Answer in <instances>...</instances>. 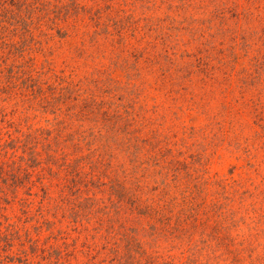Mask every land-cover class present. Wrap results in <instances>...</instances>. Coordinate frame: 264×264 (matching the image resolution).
<instances>
[{
    "label": "rangeland",
    "instance_id": "rangeland-1",
    "mask_svg": "<svg viewBox=\"0 0 264 264\" xmlns=\"http://www.w3.org/2000/svg\"><path fill=\"white\" fill-rule=\"evenodd\" d=\"M18 137L80 174L62 208L46 179L0 201V264H264V0H0Z\"/></svg>",
    "mask_w": 264,
    "mask_h": 264
},
{
    "label": "trees",
    "instance_id": "trees-1",
    "mask_svg": "<svg viewBox=\"0 0 264 264\" xmlns=\"http://www.w3.org/2000/svg\"><path fill=\"white\" fill-rule=\"evenodd\" d=\"M57 137H52V140L50 142H47V146H45L46 151V158L42 157V152L35 149V147L32 145L34 140L31 143V146H28V142H23L21 137L19 138H13L10 141H3L2 138H0V201L2 202H10L13 197V194L15 191L21 188H27V193L31 195L30 192L35 182L43 181L44 179L47 180V183L49 184V190H47L45 187L42 188L43 190V201L46 204H49L50 206L58 208L64 207L68 202H71L72 198V185H75V179L77 176H79L80 171L77 170L73 172L72 169H69V166H71L69 163H67V160L65 157L60 159L58 156V149L60 145L59 141H55ZM10 149H14L15 151L18 149H22L23 155L19 156L20 158L17 160L13 158L15 156V152L10 153ZM27 154V156H25ZM26 159L28 162L31 163L32 167L37 171V179L33 180L31 175V170L22 168L21 160ZM29 167V166H28ZM66 171V173H64ZM24 176H23V175ZM34 174V173H33ZM69 175V176H68ZM73 176L72 179L69 177ZM161 185H163V182H161ZM164 188H169L167 182H164ZM194 190L189 191V195L193 193ZM116 192V196L118 197V200H112L110 202L111 205L110 208H114L115 210L120 206V203L123 201V199H119L123 196L122 189L121 188H114V193ZM58 193V195H57ZM136 200L139 201V198L135 196ZM171 203L174 202V200L170 201ZM79 206V207H78ZM72 207L73 213L76 216L81 215V209L80 205ZM108 206L105 205L102 207L100 220L103 223H107L111 220V218H107L109 214H111V210L108 209ZM142 209H139L140 213H144L149 215L151 214H161L159 213L153 202L150 204L142 206L140 204ZM167 206L169 208V204L167 203ZM88 210V213H90L87 216H93L96 214V209L94 208H88L87 206H83ZM78 208L77 210H75ZM82 208V209H84ZM109 211H106V210ZM168 211H171L168 209ZM71 214V215H72ZM112 215V214H111ZM167 214L163 213L162 216L166 217ZM159 221H167V218H160ZM46 223V222H45ZM50 223V222H49ZM89 223V221H88ZM37 228V227H36ZM87 226H83V231L87 230ZM94 229L98 230L102 229V227H94ZM37 235H40L38 233ZM95 237V236H94ZM0 240L4 241L3 247L0 248L3 252H12V249L14 247V243L9 239V235L4 234L2 232V228H0ZM29 241L32 242L33 246H37V241L33 240L29 237ZM117 251V250H114ZM0 252V256H1ZM96 258V257H95ZM3 260V258H2ZM10 260H15L10 259ZM21 262V261H20ZM25 262V261H24ZM25 264H28L25 262ZM86 264V263H85ZM97 264V263H95Z\"/></svg>",
    "mask_w": 264,
    "mask_h": 264
}]
</instances>
